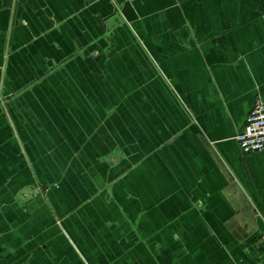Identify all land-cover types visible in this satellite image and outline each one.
<instances>
[{"label": "crops", "instance_id": "crops-1", "mask_svg": "<svg viewBox=\"0 0 264 264\" xmlns=\"http://www.w3.org/2000/svg\"><path fill=\"white\" fill-rule=\"evenodd\" d=\"M264 0H0V264H264Z\"/></svg>", "mask_w": 264, "mask_h": 264}, {"label": "built area", "instance_id": "built-area-1", "mask_svg": "<svg viewBox=\"0 0 264 264\" xmlns=\"http://www.w3.org/2000/svg\"><path fill=\"white\" fill-rule=\"evenodd\" d=\"M236 140L244 154L264 149V94L255 101Z\"/></svg>", "mask_w": 264, "mask_h": 264}]
</instances>
